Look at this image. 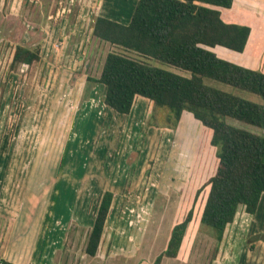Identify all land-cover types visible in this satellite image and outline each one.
<instances>
[{
	"label": "rangeland",
	"instance_id": "1",
	"mask_svg": "<svg viewBox=\"0 0 264 264\" xmlns=\"http://www.w3.org/2000/svg\"><path fill=\"white\" fill-rule=\"evenodd\" d=\"M59 2L0 0V207L10 215L26 199L36 219L34 208L51 207L50 196H55L53 207L91 214L99 196L111 191L117 209L111 213L104 244L118 230L116 252L139 244L138 256L150 258L142 264H153L164 250L169 230L191 208L193 217L183 247L175 258H163L161 264H229L231 260L237 264L244 249L252 256L264 255V246L255 245V238L264 233L252 235L251 217L242 211L226 227L219 244L214 230L200 223L208 186L195 202L194 197L217 167L209 130L198 129L200 123L190 114L191 119L186 118L187 112L175 123L166 109L155 108L144 98L134 103L130 116L137 122L132 121L129 115H118L103 105L101 87L86 81L98 77L106 53L114 50L93 37L95 17L110 7L128 13L127 3L105 0L108 6L104 7L102 0H75L71 7ZM60 18L66 21L60 24ZM77 20L82 22L79 30L75 29ZM17 46L39 48V61L11 70ZM238 94L264 105L257 96ZM139 100L146 102L142 118L135 113ZM229 123L261 135L256 127ZM164 134H169L167 140ZM120 177L125 181L121 185ZM126 208L133 215L123 214ZM262 219L259 215L256 225L262 227ZM72 222L58 256L61 261L71 259L67 250L71 248L78 264L83 245L70 237L77 230ZM4 225L0 213V233ZM1 239L2 235L0 245Z\"/></svg>",
	"mask_w": 264,
	"mask_h": 264
},
{
	"label": "trees",
	"instance_id": "2",
	"mask_svg": "<svg viewBox=\"0 0 264 264\" xmlns=\"http://www.w3.org/2000/svg\"><path fill=\"white\" fill-rule=\"evenodd\" d=\"M133 1L126 24L95 17L93 37L114 50L106 53L98 77L86 81L101 87L103 105L118 115H128L141 97L166 109L175 123L187 112L209 130L217 167L193 202L208 186L200 223L214 230L219 244L237 213L254 215L264 194V136L229 123L264 130V105L238 94L264 101V73L223 60L210 50L218 46L242 53L250 29L221 18L220 9H230L233 0ZM39 59V48L17 46L10 68L30 66ZM112 198L110 192L99 196L84 248L89 257L98 250ZM192 217L191 208L171 228L166 247L153 264L177 256ZM255 239L264 242L262 235Z\"/></svg>",
	"mask_w": 264,
	"mask_h": 264
},
{
	"label": "crops",
	"instance_id": "3",
	"mask_svg": "<svg viewBox=\"0 0 264 264\" xmlns=\"http://www.w3.org/2000/svg\"><path fill=\"white\" fill-rule=\"evenodd\" d=\"M59 1H60L59 3H62L63 1V3L66 6L73 7V2L75 0H69V1L59 0ZM88 1H90V3H93V1L97 2V0L96 1L88 0ZM115 1H119L117 2L119 4L123 2L127 3V6L130 7L129 12L127 13L126 11L122 9H119L117 12H115L114 9H111L112 7H110L108 9V12H105V14H102V15L109 17L115 21H119L121 23L126 24L129 20V17H130V14L132 12L135 2L133 0H115ZM54 4L55 2L52 1V5ZM102 5L104 7L108 6L105 4V0H102ZM112 12H115V13H112ZM220 12H221V18L223 19L224 22L249 27L250 29L249 37L247 39V43L242 53L230 51L228 49H225L223 47H218V46L210 50L214 52L217 57L223 60L235 63L247 69L260 71L264 73V0H233L232 6L230 9H220ZM112 15H115V16H112ZM79 19H82L85 21V18H79ZM56 20L57 18L54 20L55 23H56ZM64 21H66L65 18L63 19L60 18V24H63ZM80 23L82 22L80 20H77L75 29L77 30L81 29V26H79ZM55 30L56 29H54V31ZM78 47L79 46H77L76 48ZM138 98H141V97H137L134 103L138 101ZM139 101H140L139 106L135 110V113H137V116L139 114V116H141L142 118L143 114L145 113L144 108L146 107V102L143 100H139ZM134 108L135 106L132 107L130 111L131 114L130 113L128 114L129 115L128 117H130L131 119L133 116H130V115H132V113L134 112ZM184 115L186 118L191 119V116H192L191 114H190L191 116H189V113L188 115L187 114H184ZM137 118L139 119L140 117H137ZM135 120H137L136 117L132 119V121H135ZM201 127H203L201 123L198 124V129H200ZM164 135H165V139L167 140L166 135L169 136V134H164ZM261 135L264 136V130H261ZM209 140L210 139H208V142ZM122 179L118 181V184L120 183L122 184L123 182H125ZM109 192L113 194V192L111 191ZM73 195H74L73 200H76L77 198L76 194L74 193ZM114 195L115 194H113V198H114ZM54 197L55 196H50V198L53 200L52 204L54 202ZM144 197H146V195ZM154 197L155 196L153 195L151 198H154ZM52 204H51V207L50 206L48 208L44 207L45 209L41 207L38 208L39 206H36L34 208V209H37L36 219L34 218L32 214H30L32 211V208L28 207V202L26 199L23 202H21V205L18 210H16L15 212H9L10 215L5 211V208L0 207V213L3 216V221H5V225H6V226L4 225L5 230L0 233V236L2 235L1 241H3L0 245V259L10 264H77V261L75 259H72V257H74L73 256L74 250L73 249L71 250V248L67 249L69 250V253L72 256L70 257L71 259L69 260L64 259L61 261V258L58 256L62 248H65L64 246L65 236L69 235L68 233H66V231H68L69 229L68 225L70 221H73L75 222V225L77 226V230L72 231L70 233V237L73 238L74 240L78 239V242H81V245H83V254H81V256L79 257L81 260V263H78V264H123V262H130V264H142L150 260V258L144 259L138 256V252L140 250V246H138L139 244L130 245V248L132 249L127 248L126 251L122 250L121 248L120 249L121 253L116 252L117 245H120V242H119L120 238H118L119 236L118 230L116 233H112L113 236L111 234L110 242H106V244H104L105 231L108 226V223L111 221V219H113V217L111 218V213L116 214L115 209H117L116 208L117 204L115 205L116 206L115 207L113 205V202H111L109 214H108L107 220L104 225V230H103V234L101 237V241L99 243L98 250L94 257L87 256L84 253V248H85L86 241H87V235L93 223V217H94L95 210H93L91 214H89L86 210H83V209L78 210V208H73V207L72 208H66V207L57 208L55 205L53 207ZM74 204H75V201H74ZM126 209L127 210H125L123 214L133 215L132 210H129L128 208ZM152 210L153 208L151 207V209H149V215L152 213ZM114 214L112 215L114 216ZM259 215L260 217L261 216L263 217L262 227H260L259 225H256V221ZM247 216L251 217L250 225H251V231L253 232L252 235H256L257 234L256 232L264 233V194H262L260 197L258 207H257L255 214L247 215ZM34 220H35V224L33 226L32 224ZM170 231L171 229L169 230V233L167 234V237L164 243V249L166 247V243L168 241L167 238H169ZM188 234L189 232L186 231L185 237L182 241L180 248L183 247V244ZM116 235L118 236L116 237ZM125 238L129 241L131 240V237L129 235L125 236ZM255 245L257 247L259 245H262V248L264 246L261 241H257ZM132 246H135L136 249L135 247H132ZM112 250H115V251H112ZM245 252L246 250L244 249L243 252L240 253L241 255L238 256L237 264H264V255L256 257V256H252ZM230 258L231 256L229 257V259ZM232 263L235 264L233 260L229 261V264H232Z\"/></svg>",
	"mask_w": 264,
	"mask_h": 264
}]
</instances>
